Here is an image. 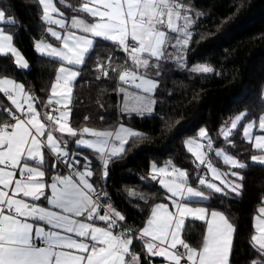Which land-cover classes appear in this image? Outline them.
I'll return each mask as SVG.
<instances>
[{"label": "snow or ice", "instance_id": "snow-or-ice-1", "mask_svg": "<svg viewBox=\"0 0 264 264\" xmlns=\"http://www.w3.org/2000/svg\"><path fill=\"white\" fill-rule=\"evenodd\" d=\"M36 3L45 38L34 42V50L61 63L50 88L41 89L44 97L0 71V264H234V224L223 211L194 201L211 194H241L243 185L230 177L242 181L235 169L247 165L223 145L236 147L232 136L239 127L244 142L260 153L249 159L264 165V115L241 125L244 112L225 122L219 129L220 144L200 127L185 141L194 157L191 172L171 161L151 164L152 179L166 193L160 197L163 202L154 204L139 195L148 211L135 226L128 225L112 202L106 179L109 164L125 154L129 138L141 134L123 123L116 130L72 123L70 106L81 75L77 69L85 65L98 38L124 54L119 62L109 56L107 63L96 64L102 77L116 80L112 91L121 98V113L151 114L164 62L186 63L195 23L190 6L185 0ZM9 25L22 27L0 6V58H11L14 67L27 70L30 65L15 46ZM191 70L212 71L204 65ZM66 137L72 138L76 151H69ZM79 148L95 154L99 174ZM212 156L233 170L222 171ZM189 218L203 225L195 242L187 239ZM249 248L247 264H264V199L253 217Z\"/></svg>", "mask_w": 264, "mask_h": 264}, {"label": "trees", "instance_id": "trees-1", "mask_svg": "<svg viewBox=\"0 0 264 264\" xmlns=\"http://www.w3.org/2000/svg\"><path fill=\"white\" fill-rule=\"evenodd\" d=\"M185 3L195 21L192 41L184 54L186 63L164 62L154 93L153 114H122L119 97L112 91L116 80L104 78L96 71L97 62L107 63L109 56L116 62L124 59V54L111 42L98 38L85 65L78 68L81 75L75 82L71 105L73 126L86 123L98 128L111 125L115 129L124 123L143 133L140 138L129 139L125 154L109 164L106 179L112 202L132 226L142 223L148 211L139 195L148 204L161 202L160 197L165 195L158 180L152 179L151 164L171 161L191 172L194 157L187 153L185 141L195 136L200 127L207 128L220 144L219 129L226 126L225 122L246 112L243 125L264 114V0H185ZM0 6L6 7L22 25H9L7 30L14 34V44L30 65L27 70L19 69L13 66L11 58H0V65L7 66L0 71L25 83L27 91L44 97L46 93L41 89L50 88L61 62L34 50V42L45 38L44 25L38 18L40 7L36 0H0ZM197 64L207 65L212 71L193 72L191 69ZM97 76L101 79L97 80ZM85 116L90 118L86 122ZM100 116L104 121L99 120ZM66 139L69 151H76L72 138ZM232 139L236 141L235 148L223 146L247 165L235 169L243 176L241 194H211L209 199L194 203L223 211L229 217L236 228L234 264H247L253 217L264 199V165L249 159L258 152L244 142L239 128ZM78 150L90 157L93 170L99 174L95 154L84 148ZM212 159L225 171L230 169L214 156ZM130 192L138 195L131 196ZM186 224L187 239L197 241L203 231L202 223L189 218Z\"/></svg>", "mask_w": 264, "mask_h": 264}, {"label": "crops", "instance_id": "crops-1", "mask_svg": "<svg viewBox=\"0 0 264 264\" xmlns=\"http://www.w3.org/2000/svg\"><path fill=\"white\" fill-rule=\"evenodd\" d=\"M80 67V66H79ZM78 67V68H79ZM78 70V69H77ZM71 107V106H70ZM133 114H135V113H133ZM264 115V114H263ZM120 124V123H119ZM119 124L117 125V127L115 128V129H113V130H116V129H118V127H119ZM124 124V123H123ZM126 127H128V128H130V129H132V130H134V131H136V132H138V133H140L141 135H143V133L142 132H140V131H138L137 129H135V128H132V127H130V126H128V125H126V124H124ZM258 134V133H257ZM140 135V136H141ZM130 139V138H129ZM125 148H126V146H125ZM85 149V148H84ZM91 151V150H90ZM259 155V154H258ZM253 163H255V164H261L260 162H258V161H252ZM165 165V164H164ZM164 165H162V166H164ZM219 167V166H218ZM220 168V167H219ZM222 171H224L225 169H223V168H220ZM233 169H229L228 171H232ZM150 174H151V169H150ZM152 176V175H151ZM230 179H232V180H235L236 181V183H238V184H241V180H239L237 177H230ZM158 180V179H157ZM161 187H162V185H160ZM191 186H193L192 184H191ZM193 187H195V186H193ZM162 189H163V187H162ZM164 190V194L166 193V190L165 189H163ZM207 200V199H206ZM195 201H205V200H195ZM194 201V202H195ZM161 202H163V201H161ZM197 205V204H196ZM199 206H203V205H199ZM206 207V206H205Z\"/></svg>", "mask_w": 264, "mask_h": 264}, {"label": "rangeland", "instance_id": "rangeland-1", "mask_svg": "<svg viewBox=\"0 0 264 264\" xmlns=\"http://www.w3.org/2000/svg\"><path fill=\"white\" fill-rule=\"evenodd\" d=\"M16 46V45H15ZM17 47V46H16ZM18 48V47H17ZM19 49V48H18ZM20 50V49H19ZM20 52H21V50H20ZM22 53V52H21ZM22 55H23V53H22ZM24 56V55H23ZM24 58H25V56H24ZM26 59V58H25ZM27 60V59H26ZM181 65V64H180ZM185 65V64H184ZM197 65H203V64H197ZM197 65H195V66H197ZM195 66H193V67H195ZM204 66H207V65H204ZM207 67H209V66H207ZM210 68V67H209ZM119 103L121 104V98L119 97ZM153 112H154V107H153ZM153 112L151 113V114H153ZM144 115H150V114H144ZM245 119V118H244ZM244 121V120H243ZM243 121H241V124L243 123ZM250 121V120H249ZM249 121H246L245 123H247V122H249ZM239 128V127H238ZM258 154H260V153H256L255 155H258ZM215 163V162H214ZM216 164V163H215ZM157 166H162V165H164V164H162V165H160V164H156ZM216 166L218 167V165L216 164ZM225 171V170H224ZM194 186V185H193ZM196 187V186H195ZM256 214V213H255Z\"/></svg>", "mask_w": 264, "mask_h": 264}, {"label": "built area", "instance_id": "built-area-1", "mask_svg": "<svg viewBox=\"0 0 264 264\" xmlns=\"http://www.w3.org/2000/svg\"><path fill=\"white\" fill-rule=\"evenodd\" d=\"M2 97V96H1ZM3 98V97H2ZM192 185H194V186H196V187H200V186H198L197 184H195V183H192ZM128 225H130V226H132L131 224H128Z\"/></svg>", "mask_w": 264, "mask_h": 264}]
</instances>
